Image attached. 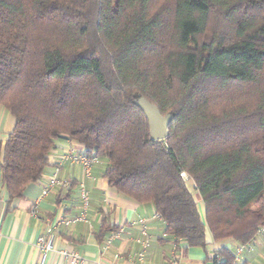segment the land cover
I'll use <instances>...</instances> for the list:
<instances>
[{"label": "trees", "instance_id": "obj_1", "mask_svg": "<svg viewBox=\"0 0 264 264\" xmlns=\"http://www.w3.org/2000/svg\"><path fill=\"white\" fill-rule=\"evenodd\" d=\"M140 96L174 115L166 138L150 140ZM0 106L8 205L67 139L186 247L264 226V0H0Z\"/></svg>", "mask_w": 264, "mask_h": 264}, {"label": "crops", "instance_id": "obj_2", "mask_svg": "<svg viewBox=\"0 0 264 264\" xmlns=\"http://www.w3.org/2000/svg\"><path fill=\"white\" fill-rule=\"evenodd\" d=\"M13 125L12 115L0 106V147ZM68 153L89 155L79 143L58 140L49 153V164L41 178L28 184L10 205L0 176V264L37 262L40 253L34 243L42 235L57 249L81 253L84 264H172L173 252L177 255L175 264H219L224 258L219 253L224 247L233 256L232 264H264V226L245 244L215 241L206 227V246L186 247L183 241L165 233V222L155 216L151 203H139L108 186L103 176L104 159L97 158L86 176L80 164L65 158ZM56 169L57 178L67 185L56 184L42 195ZM80 184L89 193L86 207L80 197ZM188 184L190 189L194 185L191 180ZM194 199L203 215L204 206L197 192ZM82 212H85L82 221L60 222L62 217L73 218ZM104 220L116 229L101 233ZM111 235L108 247L104 248ZM144 238L148 246L139 260L137 254L142 248L139 240ZM45 262L66 264L63 258L52 254L46 256Z\"/></svg>", "mask_w": 264, "mask_h": 264}, {"label": "built area", "instance_id": "obj_3", "mask_svg": "<svg viewBox=\"0 0 264 264\" xmlns=\"http://www.w3.org/2000/svg\"><path fill=\"white\" fill-rule=\"evenodd\" d=\"M65 158L70 160L71 162L80 164L82 166V169H83L86 176L90 175V168L92 166V163L96 162V160H97V157L93 156L91 152H89V155H73V154L68 153L65 156ZM182 175H184V174H182ZM56 184L67 185L66 181H61L57 178V169L53 173V175L50 177L47 187H45L42 190V195H45L49 191V189L54 187ZM78 188H79V192H80V197L83 201V206L86 207L87 203H88V194L89 193L84 188L83 184H80ZM155 216L159 217L157 214H155ZM84 219H85V212H82L80 215L75 216L73 218L62 217L60 219V222H62L64 224H70L72 222L82 221ZM140 222H144V220L140 219ZM142 234L144 236H146V232L144 229L142 230ZM112 235L108 239H106V241L104 243V248L108 247L110 240L112 238ZM145 238L139 240L141 247H142L141 250L137 254L139 260H142V258L144 256L145 249L148 246V241ZM34 246L40 253V259L37 262H35L34 264H46L45 258L47 255H50V254L60 256L61 258H63V260L65 261L66 264H84L85 263V258L81 253H79L78 251H75V250L57 249L52 244L51 241H48L46 239V237L44 235L39 236L37 238V240L34 243ZM176 258H177V255L175 252H173L172 261H171L172 264L176 263V260H175ZM216 261L217 262L219 261V260H217V257H216Z\"/></svg>", "mask_w": 264, "mask_h": 264}, {"label": "water", "instance_id": "obj_4", "mask_svg": "<svg viewBox=\"0 0 264 264\" xmlns=\"http://www.w3.org/2000/svg\"><path fill=\"white\" fill-rule=\"evenodd\" d=\"M133 103L142 111L148 122L150 140L166 138L169 133V124L174 115L172 113L162 115L156 105L142 96L135 99Z\"/></svg>", "mask_w": 264, "mask_h": 264}, {"label": "rangeland", "instance_id": "obj_5", "mask_svg": "<svg viewBox=\"0 0 264 264\" xmlns=\"http://www.w3.org/2000/svg\"><path fill=\"white\" fill-rule=\"evenodd\" d=\"M191 183V182H190Z\"/></svg>", "mask_w": 264, "mask_h": 264}]
</instances>
